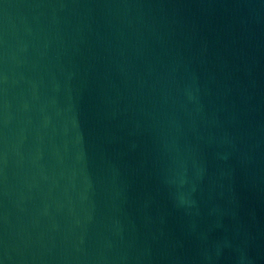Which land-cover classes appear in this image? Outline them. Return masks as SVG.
Wrapping results in <instances>:
<instances>
[{"label":"water","instance_id":"95a60500","mask_svg":"<svg viewBox=\"0 0 264 264\" xmlns=\"http://www.w3.org/2000/svg\"><path fill=\"white\" fill-rule=\"evenodd\" d=\"M0 264H264V0H0Z\"/></svg>","mask_w":264,"mask_h":264}]
</instances>
